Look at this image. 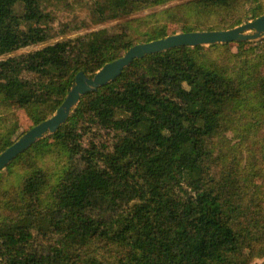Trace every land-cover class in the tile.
I'll return each mask as SVG.
<instances>
[{
  "label": "trees",
  "instance_id": "obj_1",
  "mask_svg": "<svg viewBox=\"0 0 264 264\" xmlns=\"http://www.w3.org/2000/svg\"><path fill=\"white\" fill-rule=\"evenodd\" d=\"M175 8L219 31L264 0H0V154L80 72L176 34ZM0 264H264V40L150 55L83 96L0 173Z\"/></svg>",
  "mask_w": 264,
  "mask_h": 264
},
{
  "label": "water",
  "instance_id": "obj_2",
  "mask_svg": "<svg viewBox=\"0 0 264 264\" xmlns=\"http://www.w3.org/2000/svg\"><path fill=\"white\" fill-rule=\"evenodd\" d=\"M260 40H264V14L228 30L182 32L167 36L164 39L139 43L130 48L123 57L106 64L94 75L80 72L75 77L66 99L55 114L27 131L18 141L0 154V173L34 144L55 135L75 113L83 96L116 81L135 60L181 47H210L232 42L243 43Z\"/></svg>",
  "mask_w": 264,
  "mask_h": 264
},
{
  "label": "rangeland",
  "instance_id": "obj_3",
  "mask_svg": "<svg viewBox=\"0 0 264 264\" xmlns=\"http://www.w3.org/2000/svg\"><path fill=\"white\" fill-rule=\"evenodd\" d=\"M77 14H78L80 19H83V18L86 19L88 17V14L86 13L85 9L82 11H79ZM172 14H173V20L171 23V30L175 33H182L184 30V27L182 24V18L180 16L179 11L175 8V9H173ZM75 16H76L75 14H71L70 19H74ZM54 27H55V29H59L60 23H54ZM82 33H85V31H82ZM19 111L20 110L17 109L15 111H13V113H11L9 115H5L3 117V120L5 122H10L12 120L13 121L19 120L24 125V127H29L30 123L33 120L32 118L36 115L35 110L29 108V109H26L25 112H19Z\"/></svg>",
  "mask_w": 264,
  "mask_h": 264
}]
</instances>
